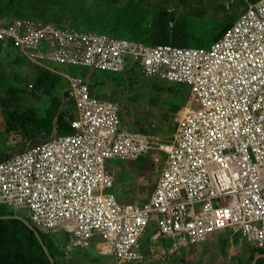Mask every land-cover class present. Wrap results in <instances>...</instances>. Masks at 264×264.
Returning <instances> with one entry per match:
<instances>
[{"label": "built area", "instance_id": "1", "mask_svg": "<svg viewBox=\"0 0 264 264\" xmlns=\"http://www.w3.org/2000/svg\"><path fill=\"white\" fill-rule=\"evenodd\" d=\"M0 43L36 65L114 74L137 65L148 78L191 91L175 138L161 140L125 127L118 103L96 98L84 79L66 77L72 131L0 160V204L28 210L29 219L18 218L36 232L71 233L69 249L97 240L117 264H144L142 239L152 223L155 241L170 239L171 252L229 231L264 250V0L209 49L153 46L6 16ZM153 151L166 157L153 196L122 201L111 162L143 160Z\"/></svg>", "mask_w": 264, "mask_h": 264}, {"label": "rangeland", "instance_id": "2", "mask_svg": "<svg viewBox=\"0 0 264 264\" xmlns=\"http://www.w3.org/2000/svg\"><path fill=\"white\" fill-rule=\"evenodd\" d=\"M259 1L0 0V15L111 35L109 32L115 25L116 15L125 8L138 6L147 12L146 23H155L161 11L169 14L160 21V31L162 35H168L169 40H158V45L170 42L209 49L214 44L212 38L223 30L224 25L236 22L243 11ZM121 36L132 40L129 30ZM66 77L84 79L96 98L118 103L122 107L125 127L161 140L175 138L191 101L189 86L148 78L137 65H131L123 74L55 63L36 65L20 51L0 44V160L9 153L26 150L67 130L72 111L63 104L69 88ZM53 111L54 118L39 131L40 121ZM156 156H160L158 163L154 162ZM165 158V154L153 151L143 160H113L110 168L116 179L114 192L122 201H149L165 166ZM0 211L7 218L3 220L29 219L28 210L8 204H0ZM0 229L3 233L0 234L1 245L9 230L8 223H1ZM157 231V223H152L142 239L146 251L144 264H264V256L254 251L241 235L234 236L230 231L177 252H171L170 239L155 241ZM36 235L40 244L48 249V264H117L113 255L99 251L97 240L89 248L69 249L71 233L64 229L40 228ZM100 246L110 249L108 245ZM3 264H26L19 245L13 247Z\"/></svg>", "mask_w": 264, "mask_h": 264}, {"label": "trees", "instance_id": "3", "mask_svg": "<svg viewBox=\"0 0 264 264\" xmlns=\"http://www.w3.org/2000/svg\"><path fill=\"white\" fill-rule=\"evenodd\" d=\"M0 16L10 17V15L8 16L6 14ZM166 16L169 17V14L165 11H161L158 13V19L155 23H146V18H147L146 10L138 6L128 7L123 9L116 15L114 21L115 25L113 29L109 32L111 33V35L110 34L108 35L122 39L123 38V36H121L122 32L124 31L127 32L129 30L132 34V40L143 42L148 45L152 44L153 46H156L158 45L157 42L158 40L166 39V38L168 39L167 37L168 35L166 34L162 35V32L160 31V21L163 20ZM43 22L64 28V26H61L59 24L46 22V21ZM233 25H234L233 23L224 25L225 27L223 28V30H221L219 34L215 35L212 38V41L216 43L221 38H223L226 32L229 29H231ZM192 38H194V35L192 36ZM161 43L171 44L170 42H161ZM172 45L174 44L172 43ZM180 47H187V46H180ZM54 115L55 113L53 111V113L50 116L40 121V127L38 128L39 131H41L42 128L54 118ZM71 131L72 128L70 123L68 122L67 130H64L62 134H66ZM3 219H7V218H5L4 214H2V212L0 211V224L3 222H7L9 228V230L6 232V238L4 243H1L0 245V263L2 264L6 263L8 259V254H10V252L12 251L15 245H19L21 253L23 254V257L26 261V264L49 263L50 257L46 252L48 249L44 248L43 245L40 244L38 237L36 235L37 232L33 228H31L28 224H26L24 221L18 218H11L10 220H3ZM0 234H3L1 229H0ZM258 253H260L261 256H264V250H261Z\"/></svg>", "mask_w": 264, "mask_h": 264}, {"label": "crops", "instance_id": "4", "mask_svg": "<svg viewBox=\"0 0 264 264\" xmlns=\"http://www.w3.org/2000/svg\"><path fill=\"white\" fill-rule=\"evenodd\" d=\"M236 20H237V18H236ZM233 22L235 23V21H233ZM234 23H233V24H234ZM119 198H120V197H119ZM129 201H133V200H129Z\"/></svg>", "mask_w": 264, "mask_h": 264}, {"label": "bare ground", "instance_id": "5", "mask_svg": "<svg viewBox=\"0 0 264 264\" xmlns=\"http://www.w3.org/2000/svg\"><path fill=\"white\" fill-rule=\"evenodd\" d=\"M185 110V109H184ZM187 111H185V113H186ZM185 113L183 114V115H185Z\"/></svg>", "mask_w": 264, "mask_h": 264}, {"label": "clouds", "instance_id": "6", "mask_svg": "<svg viewBox=\"0 0 264 264\" xmlns=\"http://www.w3.org/2000/svg\"><path fill=\"white\" fill-rule=\"evenodd\" d=\"M1 44V43H0Z\"/></svg>", "mask_w": 264, "mask_h": 264}]
</instances>
